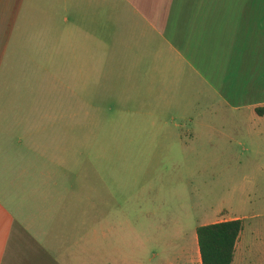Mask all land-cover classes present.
<instances>
[{
  "label": "crops",
  "instance_id": "crops-1",
  "mask_svg": "<svg viewBox=\"0 0 264 264\" xmlns=\"http://www.w3.org/2000/svg\"><path fill=\"white\" fill-rule=\"evenodd\" d=\"M94 98L158 146L264 124V0H0V264H201L71 175L64 118Z\"/></svg>",
  "mask_w": 264,
  "mask_h": 264
},
{
  "label": "rangeland",
  "instance_id": "rangeland-1",
  "mask_svg": "<svg viewBox=\"0 0 264 264\" xmlns=\"http://www.w3.org/2000/svg\"><path fill=\"white\" fill-rule=\"evenodd\" d=\"M76 97L71 93L70 113ZM81 106L85 115L64 118L69 169L80 172L87 191L96 183L107 213L184 242H193L203 223L244 217L232 264H264V124L246 120L207 141L158 146L132 129L141 117L127 116L124 100L86 99Z\"/></svg>",
  "mask_w": 264,
  "mask_h": 264
},
{
  "label": "trees",
  "instance_id": "trees-1",
  "mask_svg": "<svg viewBox=\"0 0 264 264\" xmlns=\"http://www.w3.org/2000/svg\"><path fill=\"white\" fill-rule=\"evenodd\" d=\"M257 113L262 109L257 108ZM242 220L230 219L197 226L195 234L201 264H232Z\"/></svg>",
  "mask_w": 264,
  "mask_h": 264
}]
</instances>
